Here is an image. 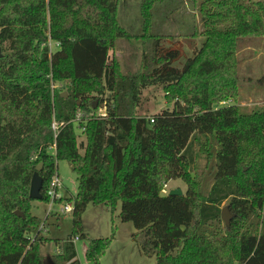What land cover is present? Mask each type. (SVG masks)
Segmentation results:
<instances>
[{"label": "trees", "instance_id": "trees-1", "mask_svg": "<svg viewBox=\"0 0 264 264\" xmlns=\"http://www.w3.org/2000/svg\"><path fill=\"white\" fill-rule=\"evenodd\" d=\"M118 1L0 0V264H80L75 238L87 239L85 257L98 264L109 239L83 232L90 202L111 212L120 203V219L156 264H264V106L221 104L238 93L237 39L264 35V0H191L205 39L190 56L173 35L153 31L161 0H141L134 35L117 21ZM133 36L140 63L124 72L110 52ZM153 85L172 107L141 115L142 90ZM58 159L78 184L74 196L55 199L73 201L71 232L46 256L29 184L42 161L48 203ZM174 178L185 192L162 193ZM223 203L234 212L229 227Z\"/></svg>", "mask_w": 264, "mask_h": 264}, {"label": "rangeland", "instance_id": "rangeland-1", "mask_svg": "<svg viewBox=\"0 0 264 264\" xmlns=\"http://www.w3.org/2000/svg\"><path fill=\"white\" fill-rule=\"evenodd\" d=\"M118 2L117 21L119 25L129 34H138L141 31V0H119ZM152 29L155 33L173 35V40L178 39L183 45L185 56L192 55L205 39L201 35L203 23L198 5H194L191 0L154 2ZM48 43L49 46L53 44L50 40ZM140 43L141 40L134 36L130 39H116L110 55L117 59L122 71L134 72L138 69L141 53ZM0 54L1 56L4 54L1 47ZM235 56L238 93L234 99L223 100L221 104H237L245 109L264 106V35L238 38ZM51 88L57 91L64 90L63 84L60 83H52ZM94 101L97 103L99 100L96 98ZM171 107L172 103L165 98L162 86L153 85L142 90L137 111L141 115L153 116L156 112L165 108L171 109ZM103 112L100 105L97 113ZM75 131L78 141L84 140L81 129L75 127ZM202 166H204L203 158L200 159V169ZM55 174H58L61 180V187L58 189L61 196H74L77 192L78 182L77 175L72 170L69 161L56 160ZM175 188H180L183 193L186 190V185L181 179L174 178L164 184L162 193L167 194ZM41 199L32 201L31 212L41 219L39 227L44 229L41 228L43 237L49 238V241L44 242L41 247L43 255L47 256L59 250L56 240L59 241L70 234L72 216L71 212L62 213L60 211L63 203L67 200L62 202L54 200L49 206V202H43ZM223 206L225 203L221 205V208ZM119 212L120 203L116 205L114 212H111L102 204L90 202L82 213L83 232L88 238L107 237L109 239V244L99 257L98 264H156L155 256H146L139 251L138 245L133 239L136 228L132 222L122 221ZM232 213L234 214V212ZM74 244L76 257L80 264H95L85 257L86 238H75Z\"/></svg>", "mask_w": 264, "mask_h": 264}, {"label": "water", "instance_id": "water-1", "mask_svg": "<svg viewBox=\"0 0 264 264\" xmlns=\"http://www.w3.org/2000/svg\"><path fill=\"white\" fill-rule=\"evenodd\" d=\"M2 6H0V9ZM1 56V54H0ZM61 96L66 97L67 93L62 92ZM96 102L94 101V104L92 107H95ZM101 107H103V104H100ZM43 162L40 161L38 164L35 165L34 171L32 173L30 184H29V197L35 200H40L42 198L41 188L43 184V180L41 175L39 174V171L42 169ZM169 194H181L182 191L180 188L171 189ZM14 213L20 217H23V213L19 210H15ZM234 214L229 210L228 206L225 205L220 210V218L226 225V227H229L230 221L233 218Z\"/></svg>", "mask_w": 264, "mask_h": 264}, {"label": "built area", "instance_id": "built-area-1", "mask_svg": "<svg viewBox=\"0 0 264 264\" xmlns=\"http://www.w3.org/2000/svg\"><path fill=\"white\" fill-rule=\"evenodd\" d=\"M152 120V119H151ZM52 128L54 130L57 129V124L55 121L52 122ZM61 187V180L58 176V174L53 175L52 179L50 180L49 187L46 191L47 195L49 196V206L53 203V201L56 198L61 197V193H59L58 189ZM73 201H66L63 203L62 207L60 208V211L62 213L65 212H71L73 210Z\"/></svg>", "mask_w": 264, "mask_h": 264}]
</instances>
